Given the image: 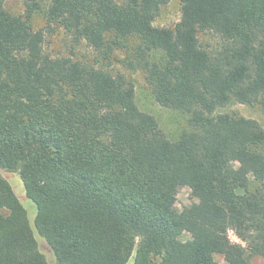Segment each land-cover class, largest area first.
Returning a JSON list of instances; mask_svg holds the SVG:
<instances>
[{
    "label": "trees",
    "instance_id": "1",
    "mask_svg": "<svg viewBox=\"0 0 264 264\" xmlns=\"http://www.w3.org/2000/svg\"><path fill=\"white\" fill-rule=\"evenodd\" d=\"M4 1L0 167L19 172L57 264L264 260V129L217 111L232 101L264 111V0H179L172 28L153 23L169 0H23V15ZM42 2L98 63L136 39L153 99L187 113L191 129L170 140L122 73L45 54L31 23ZM204 30L223 39L213 53L199 43ZM181 185L197 201L178 210ZM0 264H48L1 176Z\"/></svg>",
    "mask_w": 264,
    "mask_h": 264
},
{
    "label": "rangeland",
    "instance_id": "2",
    "mask_svg": "<svg viewBox=\"0 0 264 264\" xmlns=\"http://www.w3.org/2000/svg\"><path fill=\"white\" fill-rule=\"evenodd\" d=\"M116 1L122 3L125 0ZM48 4L49 2H42L41 8L36 10L31 17L33 27L43 31L44 39L42 49L45 54L51 57H68L84 65L100 67L114 74L117 72L122 73L134 85L135 98L139 108L152 114L157 119L160 128L170 140H175L182 131L191 129L188 125L187 113L159 105L153 99L151 86L145 80L143 70L133 57V47L137 44L136 39L129 38L127 40L129 46L113 51L109 58L103 60L104 62L101 61L98 63L97 59H99V56L86 41H74L72 36L61 25L55 22H49L46 19L45 11ZM4 8L13 15H23L25 7L23 0H5ZM179 19V0H169L161 7L153 23L156 26L172 28ZM198 39L201 47L211 53L215 52L223 44V39L210 30L200 31ZM217 111L235 113L253 118L264 129V111L257 105H248L232 101ZM233 165L235 168L240 167L236 162H233ZM0 176L9 183L14 194L24 207L28 223L37 241L38 249L44 259L48 264H57L52 249L34 227L36 207L26 195L19 172L17 170H6L0 167ZM195 201L197 199L192 196L187 186L181 185L178 187L175 202L176 209L181 210L183 207ZM228 234L232 242L242 243L233 230H229ZM189 237L190 234L188 231L181 230L179 235L180 239L185 240ZM215 259L218 264H226L223 256L220 254H216ZM126 264H133V259L130 258ZM250 264H264V260L256 256L252 258Z\"/></svg>",
    "mask_w": 264,
    "mask_h": 264
}]
</instances>
